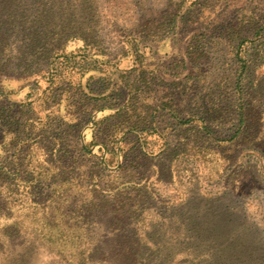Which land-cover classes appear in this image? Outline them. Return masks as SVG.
Segmentation results:
<instances>
[{"label": "rangeland", "instance_id": "1", "mask_svg": "<svg viewBox=\"0 0 264 264\" xmlns=\"http://www.w3.org/2000/svg\"><path fill=\"white\" fill-rule=\"evenodd\" d=\"M195 7L199 12L193 14L191 10ZM184 13L186 18L193 16L190 23L179 22L169 33L168 28L161 29L172 16ZM261 22H264V0H0V73L12 77L23 73L22 67L14 64L24 59L23 49L36 28L49 35L47 40L52 41H56L58 36L56 38L55 34L62 27L75 28L103 49L102 63L93 73L106 76L114 87L124 84L127 75L132 77L136 72L134 68L142 66L152 70L156 79L162 80L159 86L162 91L165 88L174 91L180 106L186 107L181 110L184 117L189 116L190 110V113L203 114L208 118L209 106L215 98L212 107L219 109L216 113L219 115L214 117L211 114L209 124L216 138L221 139L229 136L238 124L239 95L234 81L239 64L234 57V48L241 38L251 39V43L245 42L242 47L249 69L243 79L244 122L237 138L231 143L226 139L209 140L205 133L198 131L199 122L176 126L164 113V116L157 117L156 123L166 130H161L162 140L152 144L151 149L156 150L166 140V153L172 157L178 152L176 157L182 160L177 164L176 180L168 179L165 165L168 158L165 159L163 154L146 162L138 157L130 164L146 175L158 172L149 180L151 194L146 203L152 204L150 209L166 207V204L186 198L183 208L206 224L209 234L202 237L205 240L201 245L198 241L191 248L187 247L180 255L181 264H264V38L259 39L254 34ZM8 27L6 34L4 29ZM194 37L200 39L206 53L198 79L193 78L194 72L188 71V64L182 63V60H187V44ZM74 44L80 43L75 40ZM137 49L139 53L135 52ZM137 56L141 59L143 56L145 61H137ZM46 62L41 57L32 59L30 70L34 74L46 71ZM176 72H179L177 76ZM32 77L36 78L42 91H31L32 105L24 101L25 89L9 96L13 101V118L8 129L14 130L18 118L20 122L24 121L27 128L24 132L43 135L39 141L42 147L39 154L49 155L54 148L50 135L58 136L63 127L57 117H51L57 114L54 109L58 107L53 109L48 91H43L45 78L40 75ZM77 78V75L71 77L75 82ZM8 84L14 87L16 83ZM17 84L21 85L20 82ZM75 96L68 109L72 117L78 118L74 136L80 132L84 142L92 139V135H95L93 140L107 141V133L113 127L98 126L95 122H100L112 109L100 113L94 111L102 105L117 102V98L96 102L80 101L79 94ZM0 104H5V100L0 99ZM64 111L59 109L58 114L64 116ZM89 114L92 122L87 124ZM116 117H111L108 123ZM119 119L117 117L116 120ZM71 120L74 122L75 119ZM114 135H120V132H114ZM208 142L223 157L216 172L215 168L207 167L199 152L194 153V158L186 156L192 145L202 146ZM130 145L124 144L125 148ZM6 149L7 152L2 154L0 146V156H7L5 162L15 168L16 146L11 143ZM93 151H96L95 146ZM132 151L133 148L128 154L131 155ZM82 158V161L77 160L80 164L77 162L79 167L74 171L78 173L79 181L84 182L95 178L93 172L97 166L96 157L85 155ZM61 159L63 162L64 157ZM242 168L248 171L246 182L240 179ZM118 172L115 180L127 174L122 169ZM43 188L44 185L39 184L32 189V198H39ZM19 190L23 196L27 194L26 188L20 187ZM109 222L108 213L101 217L103 229L96 240L100 249L95 252L100 264L111 256L110 249L114 246L108 238ZM37 236L22 229L0 233V264H65L56 254L54 245L49 246ZM185 254H192L194 258H185Z\"/></svg>", "mask_w": 264, "mask_h": 264}, {"label": "trees", "instance_id": "2", "mask_svg": "<svg viewBox=\"0 0 264 264\" xmlns=\"http://www.w3.org/2000/svg\"><path fill=\"white\" fill-rule=\"evenodd\" d=\"M198 9L195 7L191 11L196 14L199 12ZM192 18V15L186 18L185 13L172 16L161 29L168 28L169 33L175 24L184 21L190 23ZM8 29L10 28L4 29L6 34L9 32ZM254 34L259 39L264 38V22L258 24ZM55 35L56 38L58 36L56 41L47 40L49 35L36 28L31 32L29 43L23 49L24 59L19 64H14L16 67H22L23 73L16 77L0 73V94H4L0 99L5 100V104H0V146L2 154L7 152L6 148L11 143L16 146L17 159L16 167L12 168L5 162L7 156L5 158V155L0 156V233L4 234L14 229L34 232L38 239H42L51 247L54 245L56 254L65 264H100L101 261L95 258V252L100 249L96 240L103 229L101 217L108 213L110 219L108 238L114 246L110 249L111 256L107 257L103 264H181L180 255L184 254L187 247L198 241L201 245L205 240L202 237L208 233V228L205 223L204 225L183 208V201L186 198L166 204V207L157 206L158 208L150 209L152 204L146 203L148 195L151 194L149 180L151 177L155 178L158 172L146 175L134 168V164L130 162L138 157L145 162L152 161L163 154L165 159L168 158L165 164L168 179L172 182L176 180L177 164L182 160L176 157L178 152L170 157V154L166 153L168 149L166 140H163L156 150L151 149L152 144L163 138L161 130L165 127L158 126L156 119L164 116V113L176 126L199 122L198 131L205 133L209 140L226 139L231 143L237 138L244 122L243 79L249 69L242 47L245 42L251 43V39L241 38L234 48V57L239 64L234 81V88L239 95L238 124L229 136L220 139L216 138L209 124L211 114L214 117L219 115L216 114L219 113V109L212 107L215 98L212 101L213 105L209 106L208 118L203 114L190 113V110L189 116L184 117L181 110L186 107L180 106L174 91L169 88L162 91L159 88L162 80L156 79L152 70H148L147 67L143 69L142 66L138 69L135 67L136 72L132 77L127 75L124 84L114 87V84L111 85L107 81L106 76H96L93 73L95 69H99L105 55L98 44L90 42L84 32L75 28L62 27ZM75 40L80 44L75 45ZM138 51L137 49L135 52L139 53ZM40 57L47 60V70L34 74L30 70L32 59ZM138 57L137 61H145L143 56L142 59L141 56ZM205 57L206 53L200 39L194 37L187 44L185 55L187 60H182L183 64H188V71L194 72L193 78L198 79L200 64ZM177 67L175 64V68ZM36 75L45 78L46 86L43 91H48L49 98L54 104L53 109L58 107L54 109L57 114L54 113L51 117L52 119L54 116L57 117L63 127L62 133L58 136L50 135L54 148L52 153L43 156L39 154L42 151L39 141L43 135L24 132L27 129L26 125L24 121L20 122L19 118L14 130L8 129L13 118L11 112L13 101L9 96L25 89L27 92L22 95L24 99L26 98L24 101L32 105L34 100L31 99V91H42L36 78L32 77ZM74 75L78 77L77 82L71 79ZM9 82L16 84L11 87ZM159 92L161 93L158 94ZM75 94H79L80 101L105 102L107 98H117V102L108 106L102 105L94 111L100 113L112 109L100 122H95L98 126L105 124L104 127H113L107 133V141L93 140L95 135H92V139L84 142L80 132L74 136L73 129L77 126L78 118L72 117L68 109L71 107L70 100L77 96L74 97ZM59 109L65 110L64 116L58 114ZM115 116L120 117L122 121L116 120V117L109 124V119ZM71 119H75L74 122ZM90 119L91 114L88 115L87 124L92 122ZM128 120L132 122L127 123ZM117 131L120 135L115 136L114 132ZM19 133L21 135H18ZM152 136L155 138H151ZM125 143L131 145L125 148ZM210 144L211 142L202 146L191 144L186 156L194 158V153L199 152L207 162V167L215 168L216 172L223 157ZM56 145H59L57 151ZM94 146L96 151H93ZM132 148V154L129 155L128 151ZM85 155L96 157L97 168L93 172L95 178L82 182L79 181L74 168L79 167V161H82ZM78 159L80 160L77 161ZM121 169L127 171V174L115 180ZM247 172L246 168L240 170V179L243 182L248 180ZM39 184L44 185L42 194L39 198H32L30 192ZM20 187L27 189L25 196L20 193ZM185 258L194 257L192 254H185Z\"/></svg>", "mask_w": 264, "mask_h": 264}]
</instances>
